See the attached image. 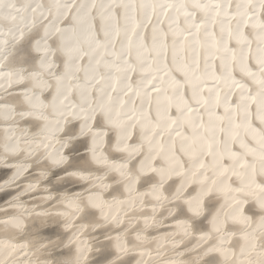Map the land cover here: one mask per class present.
Here are the masks:
<instances>
[{"label": "snow or ice", "instance_id": "snow-or-ice-1", "mask_svg": "<svg viewBox=\"0 0 264 264\" xmlns=\"http://www.w3.org/2000/svg\"><path fill=\"white\" fill-rule=\"evenodd\" d=\"M0 264H264V0H0Z\"/></svg>", "mask_w": 264, "mask_h": 264}]
</instances>
